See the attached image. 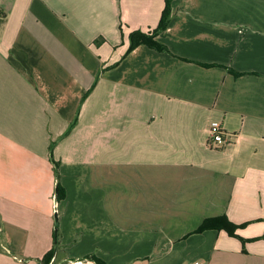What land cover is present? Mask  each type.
<instances>
[{
	"label": "crops",
	"instance_id": "obj_1",
	"mask_svg": "<svg viewBox=\"0 0 264 264\" xmlns=\"http://www.w3.org/2000/svg\"><path fill=\"white\" fill-rule=\"evenodd\" d=\"M164 8L0 0V264H264V0Z\"/></svg>",
	"mask_w": 264,
	"mask_h": 264
},
{
	"label": "trees",
	"instance_id": "obj_2",
	"mask_svg": "<svg viewBox=\"0 0 264 264\" xmlns=\"http://www.w3.org/2000/svg\"><path fill=\"white\" fill-rule=\"evenodd\" d=\"M174 0H165V8L162 13V17L160 20V23L158 27L153 30L150 33H144L141 31H134L130 34L129 40H130V46L127 51V54L131 53L133 50H135L137 47L141 45L148 46L151 49H154L161 53H169L171 54L169 48L165 46L164 44H161L156 40L157 36L167 29L169 22L171 20L172 15V3ZM231 70V69H230ZM236 76H240V73L234 72L231 70ZM57 187H56V199L57 201H62L65 199V190L61 186L59 182V174L57 173ZM241 226H237L234 223H232L227 216H218V217H212L207 218L203 221L201 226L198 228L196 233H202L207 230H218V231H226L230 236H235L237 229H239ZM58 248H60V234L59 229L57 228L55 232V245L54 249L49 252L42 263L50 262L51 259L54 257L55 253L57 252ZM87 259H93L98 264H102V262L95 258L94 256L90 255L86 257Z\"/></svg>",
	"mask_w": 264,
	"mask_h": 264
},
{
	"label": "built area",
	"instance_id": "obj_3",
	"mask_svg": "<svg viewBox=\"0 0 264 264\" xmlns=\"http://www.w3.org/2000/svg\"><path fill=\"white\" fill-rule=\"evenodd\" d=\"M235 139L236 136L228 133L220 122L217 121L211 122L209 126V137L207 142V146L209 149L212 150L223 149L227 147L229 144H231L233 141H235ZM75 264H81V263H75ZM187 264H203V262L200 260H196L193 263H187Z\"/></svg>",
	"mask_w": 264,
	"mask_h": 264
},
{
	"label": "rangeland",
	"instance_id": "obj_4",
	"mask_svg": "<svg viewBox=\"0 0 264 264\" xmlns=\"http://www.w3.org/2000/svg\"><path fill=\"white\" fill-rule=\"evenodd\" d=\"M54 264H58V261H56Z\"/></svg>",
	"mask_w": 264,
	"mask_h": 264
}]
</instances>
